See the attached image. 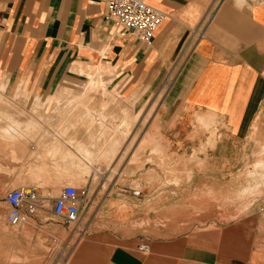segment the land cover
<instances>
[{
  "label": "crops",
  "instance_id": "1",
  "mask_svg": "<svg viewBox=\"0 0 264 264\" xmlns=\"http://www.w3.org/2000/svg\"><path fill=\"white\" fill-rule=\"evenodd\" d=\"M241 1L145 0L165 15L146 48L104 0H0L8 93L51 94L98 69L117 87L115 124L130 127L106 165L91 164L89 134L76 140L88 151L81 232L62 264H264V186L245 209L237 198L264 158V3ZM51 160L29 171L0 162V191L34 186L42 199L20 225L35 243L55 237L54 198L69 185L58 176L68 163Z\"/></svg>",
  "mask_w": 264,
  "mask_h": 264
},
{
  "label": "rangeland",
  "instance_id": "2",
  "mask_svg": "<svg viewBox=\"0 0 264 264\" xmlns=\"http://www.w3.org/2000/svg\"><path fill=\"white\" fill-rule=\"evenodd\" d=\"M104 80L105 93L102 89L85 93L82 89L87 81V75L64 80L51 94L37 93L27 86L17 87L14 93H8L5 80L0 75V162H10L4 170L14 171L18 167L29 171L44 158H51L52 163L58 167H61L60 165L64 167L67 162L69 165L67 170L59 172L58 176L65 177L69 185L79 188L81 196L87 178V168L86 172L85 170L83 172L82 156L86 154L84 157L87 158L88 151L82 142L76 140L81 139L84 134H89L92 139L90 146L95 148L97 157L95 159L92 158L94 154L91 155V164L106 165L112 161L114 149L119 148L121 137L124 138L130 128L115 124L119 115L115 119L114 107L120 106V101L115 95L117 87L113 89V84L109 85L112 77ZM167 85L168 81L165 83V86ZM80 101L82 104H79ZM121 118L123 122L127 119L124 111L121 112ZM15 122H20V125L14 127L16 131L11 135L5 133L4 129ZM70 134L74 135L73 142L70 141ZM56 135L59 138L58 148L49 150V145H46ZM66 144L72 149H66ZM1 169L3 168L0 165ZM256 178L248 177L251 180L250 185L253 183L254 186ZM240 190L237 198L242 202L243 209L263 195L261 190L255 193ZM5 192L0 191V206ZM59 193L60 190L58 195ZM5 216L6 213L4 216L0 213V264H62L70 248L80 240V225L65 226L59 220L55 224L54 238H42L40 241L38 239L35 243L34 239L24 236L23 227L8 226ZM74 230L75 235L71 240L68 239Z\"/></svg>",
  "mask_w": 264,
  "mask_h": 264
},
{
  "label": "built area",
  "instance_id": "3",
  "mask_svg": "<svg viewBox=\"0 0 264 264\" xmlns=\"http://www.w3.org/2000/svg\"><path fill=\"white\" fill-rule=\"evenodd\" d=\"M264 3V0H257ZM107 17L122 27L128 34L134 36L146 48H150L154 32L164 19V13L150 5L145 0H104ZM199 33L198 39L202 37ZM84 191L79 194V188L66 185L54 198L52 214L65 226H76L80 222V204ZM133 196H139V190L131 191ZM4 201L8 205L6 222L9 226L25 225L41 207L42 199L37 195L34 186L22 187L7 191ZM137 250L145 253L144 243L137 245Z\"/></svg>",
  "mask_w": 264,
  "mask_h": 264
},
{
  "label": "bare ground",
  "instance_id": "4",
  "mask_svg": "<svg viewBox=\"0 0 264 264\" xmlns=\"http://www.w3.org/2000/svg\"><path fill=\"white\" fill-rule=\"evenodd\" d=\"M80 71V70H79ZM81 73V72H80ZM105 86H106V82H105V80H104V78H103V76H102V74L100 73V71L97 69V70H95V71H93V72H91V73H88L87 74V81L85 82V84H84V89H82V90H84V92L86 93V92H88V91H96V90H98L99 91V89H102L103 90V93H105L104 92V89H105ZM115 89V88H114ZM102 90H100L101 92H102ZM94 91V92H95ZM101 92H99V93H101ZM16 93H17V91H16ZM102 93V94H103ZM104 97V96H103ZM87 98V97H86ZM79 103V102H78ZM79 104H82L81 103V101H80V103ZM93 113V112H92ZM101 113V112H100ZM85 116V115H84ZM97 117V116H96ZM99 119V118H98ZM101 121V120H100ZM67 122V121H66ZM20 122H15L13 125H10V126H8V125H6V126H8L6 129H4V131H5V133H7V134H9V135H11V134H13V131H16V130H14V127L15 126H17L18 124H19ZM32 123V122H31ZM11 124V123H10ZM61 124V123H60ZM20 125V124H19ZM67 125V124H66ZM17 128V127H16ZM110 128V127H109ZM18 129V128H17ZM2 131H3V129H2ZM123 131V130H122ZM17 132H18V130H17ZM117 132H118V130H117ZM12 137H14V136H12ZM96 138V137H95ZM87 150V149H86ZM86 154H84V156H85ZM250 166V165H249ZM248 171V170H247ZM248 173V174H247ZM246 174L247 175H249V176H256L257 178H256V182H255V184H254V186H253V184H251V186L248 188H243V190L244 191H251V192H253V193H255V192H258V190H260V188H261V186L264 184V158H262V159H259V160H257L254 164H253V166H252V168L247 172ZM264 186V185H263ZM262 186V187H263ZM240 190V189H239ZM240 192H242V190H240ZM240 192H239V195H240ZM245 193V192H244ZM244 193H242V194H244ZM247 194V193H246ZM251 194V193H250ZM259 196V195H258ZM260 201V200H259ZM249 207V206H248Z\"/></svg>",
  "mask_w": 264,
  "mask_h": 264
}]
</instances>
